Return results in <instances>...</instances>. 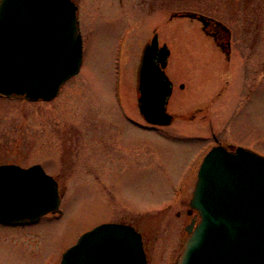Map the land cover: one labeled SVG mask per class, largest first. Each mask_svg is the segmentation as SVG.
I'll return each instance as SVG.
<instances>
[{
  "label": "rangeland",
  "instance_id": "1",
  "mask_svg": "<svg viewBox=\"0 0 264 264\" xmlns=\"http://www.w3.org/2000/svg\"><path fill=\"white\" fill-rule=\"evenodd\" d=\"M79 3V72L48 101L0 95V163H40L62 193L60 214L0 222V264H60L84 231L118 220L139 225L150 264H176L197 166L213 136L264 156V0L207 3L231 28L229 55L197 22L170 21L168 9L196 2ZM153 32L170 49L168 110L180 116L144 128L136 69Z\"/></svg>",
  "mask_w": 264,
  "mask_h": 264
},
{
  "label": "water",
  "instance_id": "2",
  "mask_svg": "<svg viewBox=\"0 0 264 264\" xmlns=\"http://www.w3.org/2000/svg\"><path fill=\"white\" fill-rule=\"evenodd\" d=\"M76 8L72 0H0V94L50 100L79 71ZM218 22L229 49V29ZM157 48L155 33L138 67V106L147 122L165 125L174 119L166 110L172 83L163 70L169 49L160 47L158 66ZM59 204L57 182L40 164H0V222L35 221L58 212ZM190 205L200 220L186 227L178 264H264V156L243 146H213L199 166ZM61 264H146L141 234L124 223L99 224L63 253Z\"/></svg>",
  "mask_w": 264,
  "mask_h": 264
},
{
  "label": "flooded vegetation",
  "instance_id": "3",
  "mask_svg": "<svg viewBox=\"0 0 264 264\" xmlns=\"http://www.w3.org/2000/svg\"><path fill=\"white\" fill-rule=\"evenodd\" d=\"M76 3V13H77V17H78V11H79V7H80V0H73ZM123 2V0H120ZM142 2L145 1H149V2H153V3H157V2H162V1H169V2H174L176 0H141ZM182 2H196L197 5L196 6H186V5H182V7L180 8H173V9H168L166 11L167 15L169 16L170 21L176 18H184V19H188V20H192L195 21L199 24V27L201 28V30L208 36H210L217 44V46L224 51V53L226 55H229V52L227 53V51L230 49H227V38L224 37V34L226 33L225 28L222 26L221 23H219L218 21L222 22L221 19H219V16L217 15V13H210V11H208L207 7H208V2L212 1V2H228V3H241V2H253V1H257V0H180ZM240 5V4H239ZM238 5V6H239ZM149 8L152 7V5L148 6ZM144 9L145 6L143 5V12L144 13ZM234 11H238V7L234 8ZM200 16H204L206 19L207 24H205L204 26V22H202V20L200 19ZM79 19V18H78ZM223 24L226 25V27L229 29V33H230V46H231V28L227 23L222 22ZM79 25H80V20H79ZM155 32H153L154 34ZM150 38L146 41L149 42ZM164 43V41H160L158 45L161 46ZM144 46V45H143ZM159 52V50H158ZM159 54V53H157ZM158 57V56H157ZM169 57H170V53L166 59V66L164 68L165 72L166 69L168 67L169 64ZM158 58L155 59L156 64L160 65L161 63L157 61ZM200 109H197V111H199ZM194 111H196V109H194ZM175 114V118L179 117L180 115L177 113ZM192 116H195V114H192ZM142 127H144L145 125L141 124ZM147 126H152V127H159V126H155V125H148ZM214 141L216 142V138L215 136H213ZM220 142V141H219ZM60 188V187H59ZM177 215L180 214V212H176ZM185 218L186 219V223H185V230L186 227L193 225L196 221V219L198 218V213L194 208H191L189 205V199H188V203H187V207L185 208ZM117 222H122V223H126V224H130L132 226H134V228L136 230H138L141 235H142V244H143V248L144 251L146 253L147 256V260H148V264H150V249H148V246L146 244V240L143 234V231L140 230L139 225L137 223H130L126 220H118ZM187 231V230H186ZM187 233V232H186ZM177 264V262H176Z\"/></svg>",
  "mask_w": 264,
  "mask_h": 264
}]
</instances>
